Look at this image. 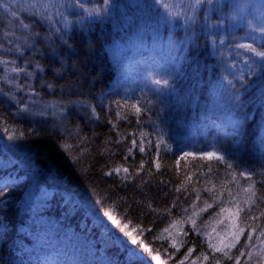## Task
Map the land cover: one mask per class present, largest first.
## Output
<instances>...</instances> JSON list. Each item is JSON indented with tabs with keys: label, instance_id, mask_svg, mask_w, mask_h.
I'll return each instance as SVG.
<instances>
[{
	"label": "trees",
	"instance_id": "obj_1",
	"mask_svg": "<svg viewBox=\"0 0 264 264\" xmlns=\"http://www.w3.org/2000/svg\"><path fill=\"white\" fill-rule=\"evenodd\" d=\"M94 1L88 0L85 6L104 8L103 0ZM31 2L0 0L8 9L0 8V42H4L5 48L22 45L24 55L32 64L39 62L43 71L30 78L23 73L18 78L16 73L7 75L17 83L32 85L35 94L31 99L35 104L58 111L63 116L64 127L74 130L78 126L80 136L87 138L80 148H86L87 153L80 164H75L59 147L65 136L60 124L42 120L44 125H39L30 118L15 116V105L0 95L3 102L0 103V178L8 185L0 193V264H108L114 259L113 250L105 243L106 234L101 235L103 230L98 227L93 212L97 209L102 212L104 206L120 198H127V203L132 204L129 218L133 225L151 226L152 232L145 233V242L153 249L159 248L161 258L167 260L168 254L176 250L168 247L170 240H153L154 234L173 219L181 220L185 215L183 208H188L190 215L193 202L198 208L204 206V200L213 203L209 193L203 190L205 187L215 184L213 191L218 193L221 185L226 184L233 194L239 191L234 182L228 183L231 177L226 175L223 165L216 171L218 162L201 160L200 152L215 150L239 165L237 172L252 171L256 173V181L264 180L260 174L264 169V95H261L264 80L259 78V73H247L241 58L235 56L238 49L234 47L253 43L251 36L257 37V46H264L261 34L249 27V22L259 25L264 0H212V4L204 3L197 10L195 23H185L183 18L166 23L162 2L155 6L153 0H146L145 4L151 7H144L141 12L130 0H110L98 17L86 16L79 8L68 9L66 15L73 23L67 30L55 16L56 9L49 8L57 20L50 40H44L50 35L47 22H36L30 30L21 29L17 23V20L29 23L34 19L28 10ZM54 2L59 4L63 0ZM163 2L173 3V0ZM188 2L179 0L173 4L188 8ZM11 11H16L15 18ZM188 15H192L191 9ZM205 16L210 20L206 21ZM217 22V27H208ZM56 28L61 33H56ZM9 30L15 31L12 45L3 36ZM29 31L39 33L34 37V48L38 51L30 52L24 44ZM0 55L23 66V59L14 52ZM232 64L236 67H230ZM240 69H244L243 79ZM5 74L0 66V76ZM157 80L161 84H156ZM164 80L168 81L167 85L163 84ZM0 87L15 93L17 98L29 99L26 92L16 90L15 84L0 81ZM137 98L153 102L150 111L142 116L146 121L142 125L137 124L135 109L130 108ZM115 101L121 102L123 110L117 108ZM91 107L96 108L99 119L92 116ZM129 109L132 114L127 119L118 118V111L124 115ZM109 120L117 124L121 135L112 130ZM141 130L152 132L148 139L153 141L161 134L172 147L169 152L161 150L159 171L153 163L155 147L151 151L146 147V153L136 151L134 159H124L134 138L131 134L138 137ZM20 131L26 138H8L10 133L18 136ZM122 136L126 137L123 143L115 144ZM70 142L75 144L76 138ZM105 147L115 155L105 153ZM185 152L196 155L180 160L178 170L176 161ZM142 160L144 171L129 180L127 186L116 175H104L118 165L134 172ZM209 164L212 172H208ZM186 175L191 176L190 181H185ZM238 179L241 186H247V181ZM141 181L147 183L141 185ZM181 186L182 190L176 192ZM256 187L264 192V185L257 183ZM194 189L200 190L201 200H196ZM177 197V206L172 207ZM240 197H244L243 192ZM228 199L225 189L220 201L197 218V225L213 238H217V233L224 236L226 226L232 223L229 212H220L222 207L234 211L231 203H225ZM101 200L106 201L104 206L99 204ZM136 202H140L139 207ZM149 202L161 213L171 208L172 215L151 212L147 207ZM124 206L117 208V212ZM254 211L259 213V209ZM236 223L240 224L239 220ZM258 223L264 225V218ZM182 226L188 232L186 237L179 232L180 224L170 230L178 243L181 238L188 242L167 264H178L189 247L194 246L195 251L185 264H191L201 251L211 253L206 237L191 231L189 223ZM228 231H232L231 227ZM248 231L245 230L237 248L232 249L233 254H238L237 249L244 244ZM257 234L258 231L253 234L252 243H256ZM164 248H168L167 254ZM246 259L247 256L241 257V264ZM197 264H212V261L201 259ZM223 264L233 262L223 261Z\"/></svg>",
	"mask_w": 264,
	"mask_h": 264
},
{
	"label": "snow or ice",
	"instance_id": "obj_2",
	"mask_svg": "<svg viewBox=\"0 0 264 264\" xmlns=\"http://www.w3.org/2000/svg\"><path fill=\"white\" fill-rule=\"evenodd\" d=\"M162 2V6L165 9L167 14L166 23L179 20L183 18L185 23H195L197 20L196 12L197 10L204 4H212V0H189L188 8H184L179 6L178 4L163 2V0H159ZM110 0H103L104 8L94 7L88 8L85 6L83 0H63L62 3H55L54 0H47V3L44 0H33V2L29 3L28 10L30 11V15L34 18L31 22L25 23L23 20H17L21 29L30 30L36 22H47L50 26V35L44 37V40L51 39L52 33V26L57 23V20L53 18V14L49 12V8H55V16L60 18L61 22L63 23L64 29L67 30L72 26V21L68 19L66 12L68 9L71 8H79L82 9L86 16H100L102 12L108 7ZM146 8H150L151 5H145ZM0 8H5L3 4H0ZM188 9H191L192 15H188ZM5 11H8L5 8ZM12 17H16V11L10 12ZM205 20H210V17L205 16ZM82 22V21H81ZM217 24H210L208 27H217ZM249 27L252 29L253 32H257L261 34V38L264 39V11L260 13V23L259 25H252L249 22ZM56 33H61L59 28L54 29ZM4 40L8 45L13 44V40L11 37L15 36L14 30H9L3 33ZM39 33L35 32H28V35L24 37V44L27 46V50L38 51V49L34 48L35 40L34 37H38ZM253 43H239L236 44L234 47L238 49L235 52V56L241 58V62L244 65L247 73L250 75H255L259 73V78L264 80V46H257L255 41L257 40L256 36L250 37ZM29 40H33V43H29ZM221 43H223L221 41ZM242 50V51H239ZM8 52V53H16L19 58L23 59V66L17 65L15 60L9 61L4 59L2 55H0V66L4 67V72L6 73L3 76H0V81H3L6 84L12 85L15 84L17 91H24L28 95L29 99L27 101L22 100L21 98H17L15 93L10 91H4L2 87H0V95H3L11 101L15 107L16 111L13 115L21 117V118H29L35 116H44L46 115V111H33L30 107L31 104H35L36 102L31 99V96L35 94V88L30 84H20L16 82V79H10L7 75L8 72L16 73L17 78L21 73L26 78H30L35 76L37 72H42L43 67L36 62L32 64V62L24 55L25 48L20 45L16 44L15 47L5 48L4 42H0V53ZM9 65H14L9 67ZM29 67L32 68L29 71ZM230 67H236L235 64H232ZM240 78H244V69H240ZM156 84H161L160 80L155 81ZM231 83V82H229ZM163 84L167 85L168 81L164 80ZM51 88V85H48ZM264 95V92L261 93ZM127 99L125 98L124 103L127 104ZM239 99V97H236ZM0 103H3L0 101ZM76 103V102H73ZM117 105L118 109L123 110V105L120 101L114 102ZM153 102L151 100H142V98H137L136 103L132 104L130 108L135 109L134 115L136 116V121L138 125L144 124L146 121L142 119V116L149 112L151 109ZM92 116L99 119L98 114L96 113V108L91 107ZM55 115V113H53ZM132 114L130 109L124 115H121V111L117 112V116L120 119H127L128 115ZM151 123V121H147ZM109 123L112 124V130L117 132V135H121L117 131V124L111 120ZM7 131V129H5ZM33 132L34 135H39L36 130H29ZM60 131L65 133V136L62 138L59 147L63 153H65L75 164H80L81 159L87 153V149L80 148V144L86 140V137H81L79 132V127L77 126L76 129H67L64 127L63 122L61 121L60 124ZM155 131V128L152 130ZM134 138L131 139V146L127 147V154L124 156L125 161L132 157L134 159L135 152L138 151L139 153H146V147L148 151H151L153 147H155L156 154L153 157V163L155 169L159 171L161 169L160 163V152L163 150L164 152L172 151V147L170 144H167L161 134H157L156 140L153 141L148 139L152 132L149 131H139L138 137L135 133L131 134ZM76 138V143L73 144L70 142L71 138ZM11 139H24L25 133L23 131L19 132L17 136L15 132L9 134L8 137ZM126 137H121L120 140L115 141V144L123 143V140ZM139 140V143H138ZM147 141V144H145ZM107 143V142H106ZM163 146V148H162ZM105 153H110L115 155L111 149L105 147ZM104 153H101L103 155ZM195 153L185 152L179 159L176 161L177 169L179 170V163L180 160H185L186 157H194ZM199 158L201 160H215L217 161L216 171H219V166L223 165V167L227 170L226 175L231 177V180L228 183L234 182L239 189L235 194H233L231 189L226 187V184L221 185V191L214 192L213 190L216 188V185L213 184L211 188L205 187L203 190L207 191L212 199L213 203H217L220 201L221 197L224 195V190L228 191V201L225 203H231L233 205V209H229L227 207H222L220 212H229V218L232 220V223L225 228L224 236H220L217 233V238H213L209 232L202 231L201 226L197 225V218L203 212H206L208 209L212 208L213 203H209L207 200L203 201L204 206L202 208H198L195 202L191 205V214L189 215V209L183 208L182 211L184 212V217L181 220L173 219L169 225L163 228L160 232L153 235V240H170V244L168 247L175 248V252L168 254L167 260H171L176 252L180 251V248L183 247L185 243L188 241L184 240L183 238L180 239L179 243L177 242L176 237L173 235V232L170 229L176 228L177 224H180L181 227L179 232L183 234L184 237L188 236V232L183 230V223H189L191 225V231L195 232L197 235L206 237V242L208 245V249L211 250V253L201 251L195 259L191 261V264H197V261H212V264H223V261H232L233 264H241V257L247 256V259L244 261V264H249V261H253V264H264V225L258 223L261 218H264V192H260L256 184L260 183L264 185V180L256 181L254 176L256 173L252 171H239L237 172V168L239 165L235 164L232 159H229L223 154L218 153L217 151H208L204 150L199 153ZM144 164L145 162L142 160L139 164L138 168L135 169L134 172H129V167H124L122 165H118L114 168H110L109 170L104 172L105 176H113L116 175L119 177L122 185L127 186V182L131 179H134L135 176H138L140 172L144 171ZM187 166V165H186ZM213 167L211 164L208 165V172H212ZM123 173V175H121ZM260 174L264 176V169L260 170ZM243 178L247 181V186L240 185V179ZM191 176L186 175L185 181H190ZM147 183L146 181H141V185ZM8 185L3 182V178H0V193L3 192V189L6 188ZM182 187H177L175 189L176 192H180ZM186 190V188H183ZM196 191V200H201L200 190L194 189ZM241 192L244 193V197L241 198ZM176 200L172 202V207L177 206ZM137 207L140 206V202H136ZM101 206L106 204L105 200H101L99 202ZM121 205H125L119 212H117V208H120ZM148 209L153 212L157 213L158 215H163L166 213L168 216L172 215V209L167 208L164 210V213H161L160 209L154 208L152 204L149 202L147 205ZM255 209H259V213L257 214ZM132 210V204L127 203V198H120L119 201H113L111 205L104 206V210L101 212L99 209L93 212V215L97 221H99L98 227L103 230L101 235L106 234L105 243L110 246L113 250L114 259L110 260L108 264H167V260L161 258V251L159 248L153 249L150 244L145 242V233L152 232L151 226L144 227L142 224L133 225L132 220L129 218V213ZM241 213L244 215L241 216ZM217 216L220 213L216 214ZM239 220L240 224L243 226L241 227L240 224H237L236 221ZM155 220H153V223ZM222 223L223 221H218ZM207 227V225H204ZM228 227H231L232 231H228ZM250 229L247 233V237L244 241V244L237 249L238 254H233L232 249H236L237 245L240 244V239L245 234V230ZM213 231L215 229L213 228ZM258 234L255 236L256 243H252L254 233ZM167 234V235H165ZM259 245V247H257ZM135 246V247H133ZM142 249V251H141ZM247 249V252H245ZM195 251V247L187 248L186 253L184 254L183 258L178 261V264H185V261L192 256L193 252ZM164 253H168V248H164ZM219 253L220 256L216 254Z\"/></svg>",
	"mask_w": 264,
	"mask_h": 264
},
{
	"label": "rangeland",
	"instance_id": "obj_3",
	"mask_svg": "<svg viewBox=\"0 0 264 264\" xmlns=\"http://www.w3.org/2000/svg\"><path fill=\"white\" fill-rule=\"evenodd\" d=\"M88 0H83V2H84V4L87 2ZM90 1H92V2H95L94 0H90ZM170 1H172V0H170ZM176 1H179V0H173V3H176ZM181 1H184V0H181ZM130 2L132 3V4H134L135 6H137L138 5V10L139 11H141L142 12V10H143V8L145 7V3H146V0H130ZM153 2H154V4H155V6H157L160 2H159V0H153ZM137 8V7H136ZM30 107L32 108V110L33 111H46V115H44V116H35V117H32L33 119H38V120H50L51 122H53L54 124H58V123H60V121H59V117H56L52 112H50V111H48V110H38V109H35V108H33L31 105H30ZM29 118H31V117H29Z\"/></svg>",
	"mask_w": 264,
	"mask_h": 264
},
{
	"label": "bare ground",
	"instance_id": "obj_4",
	"mask_svg": "<svg viewBox=\"0 0 264 264\" xmlns=\"http://www.w3.org/2000/svg\"><path fill=\"white\" fill-rule=\"evenodd\" d=\"M31 106L33 107V108H35V109H38V110H48V111H50V112H52V113H55V116L56 117H59L58 119H59V121H60V123H58V124H61V121L63 120V116L58 112V111H56V110H54V109H52V108H50V107H46V106H43V105H40V104H31ZM37 111V110H36ZM64 114V113H63ZM30 120H31V122H33V123H36V124H39V125H44V123H43V121L42 120H38V119H33L32 117L30 118ZM45 121H49L50 123H52V124H54L53 122H51L50 120H45ZM57 124V125H58ZM56 125V124H55Z\"/></svg>",
	"mask_w": 264,
	"mask_h": 264
}]
</instances>
